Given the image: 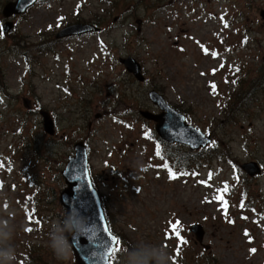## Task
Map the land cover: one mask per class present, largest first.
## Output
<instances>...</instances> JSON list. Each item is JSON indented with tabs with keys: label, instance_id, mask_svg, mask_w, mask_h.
I'll return each instance as SVG.
<instances>
[{
	"label": "rangeland",
	"instance_id": "rangeland-1",
	"mask_svg": "<svg viewBox=\"0 0 264 264\" xmlns=\"http://www.w3.org/2000/svg\"><path fill=\"white\" fill-rule=\"evenodd\" d=\"M12 22L0 37V231L12 238L0 246L15 248L14 264L74 263L73 251L56 257L50 234L68 226L62 171L79 141L120 240L114 264L142 242L165 247L171 264H264V0H45ZM71 23L100 30L57 37ZM129 55L145 81L120 61ZM240 79H253V97L228 106ZM152 89L215 139L204 150L218 152L176 168L177 179L163 165L173 171L175 154L192 149L159 141L141 115L161 111ZM253 161L261 173L242 168ZM225 185L227 215L214 199Z\"/></svg>",
	"mask_w": 264,
	"mask_h": 264
},
{
	"label": "water",
	"instance_id": "water-1",
	"mask_svg": "<svg viewBox=\"0 0 264 264\" xmlns=\"http://www.w3.org/2000/svg\"><path fill=\"white\" fill-rule=\"evenodd\" d=\"M37 0H13L8 2L3 9L6 17L25 13ZM12 21L3 24L0 37L13 28ZM95 24L71 23L62 28L57 37H68L74 35H85L99 31ZM120 61L125 65L127 71L138 81L146 80L143 65L132 55L122 57ZM150 100L161 110L153 113L141 110V115L146 119L156 122V131L165 141L170 143L184 144L192 150L207 147L212 141V135H207L201 128L189 123L186 115L173 107L165 96L156 89L148 93ZM44 116V128L49 134L55 133V121L48 111L42 112ZM75 154L70 155L62 175L67 187L61 193L60 201L69 212L66 215L68 226L86 225L83 234L75 238L69 237L73 243V264H113L108 256L112 247L111 236L114 235L107 223L102 201L98 190L93 184L89 168L88 149L85 141H79L74 147ZM242 168L250 175L262 172L261 165L256 161L242 164ZM197 239L203 241L205 231L201 224L191 226ZM116 236V235H115ZM117 237V236H116Z\"/></svg>",
	"mask_w": 264,
	"mask_h": 264
},
{
	"label": "clouds",
	"instance_id": "clouds-1",
	"mask_svg": "<svg viewBox=\"0 0 264 264\" xmlns=\"http://www.w3.org/2000/svg\"><path fill=\"white\" fill-rule=\"evenodd\" d=\"M68 214L69 212L67 211L65 215ZM0 224H3L4 227L7 226L6 222H0ZM86 225H72L63 228L57 225L52 228L50 247L58 259L69 260L71 258L74 245L70 242L69 237L75 238L77 235L83 234ZM11 238V233L0 231V241ZM123 256V264H171L168 250L162 245L151 243H139L125 250ZM16 259V251L11 244L0 246V264H14Z\"/></svg>",
	"mask_w": 264,
	"mask_h": 264
},
{
	"label": "trees",
	"instance_id": "trees-1",
	"mask_svg": "<svg viewBox=\"0 0 264 264\" xmlns=\"http://www.w3.org/2000/svg\"><path fill=\"white\" fill-rule=\"evenodd\" d=\"M264 68V65H263ZM241 79L238 82V86L233 90V94L230 95L228 98V106L234 101L237 104H239L238 100L242 102L248 101L250 98L253 97V79H251L248 83L246 80L241 81ZM215 141V139H214ZM210 147L208 146V149ZM218 152L217 148L211 149L210 151L206 152L204 149H200V151H194V150H188V151H181L175 154L176 159V166L173 168L174 172L176 171V168L180 169H187L189 167H192L194 169L199 168V166L205 164V160H201V158H208L213 153V156ZM225 155H219V158H224ZM230 160V159H228ZM196 165V167H194ZM95 183V181H94ZM96 186V184H95ZM109 226L112 229V222L109 214H106Z\"/></svg>",
	"mask_w": 264,
	"mask_h": 264
},
{
	"label": "snow or ice",
	"instance_id": "snow-or-ice-1",
	"mask_svg": "<svg viewBox=\"0 0 264 264\" xmlns=\"http://www.w3.org/2000/svg\"><path fill=\"white\" fill-rule=\"evenodd\" d=\"M3 25H0V30H2ZM237 71H239V69H237ZM213 88H215V85L212 86ZM156 154L159 156L160 155V150L159 148H157V152ZM165 168H168V172H169V179H177V173L172 171L171 168L168 167V165H163ZM203 183V181H202ZM2 186V185H0ZM228 191V186L225 185V187L220 191V194L215 196L214 199L218 200L222 203V207L225 210V214L227 215V209H228V202L227 200H225L224 198V193H226ZM242 208L244 207L243 204L240 205ZM31 219V217H30ZM171 229H172V233L174 234V236L178 239L179 243L181 245H186L187 241L183 238V236L181 235V231H180V221H176L175 223H171ZM26 231H31V229H26ZM247 235V233H246ZM111 241H112V247L109 250L108 256L111 259L112 256H114L116 254L117 251L120 250V240L118 237H116L115 235L111 236ZM251 252L255 253L256 249H250ZM180 254V248L177 249V255Z\"/></svg>",
	"mask_w": 264,
	"mask_h": 264
},
{
	"label": "flooded vegetation",
	"instance_id": "flooded-vegetation-1",
	"mask_svg": "<svg viewBox=\"0 0 264 264\" xmlns=\"http://www.w3.org/2000/svg\"><path fill=\"white\" fill-rule=\"evenodd\" d=\"M10 1H13V0H7V3L8 2H10ZM39 1H45V0H37V3L39 2ZM6 2V1H5ZM6 3V4H7ZM5 4V5H6ZM16 16H18V15H13L12 17H13V20L12 21H14L15 20V17ZM8 21V18H6L5 17V15H4V13L2 14V16H0V25H3V24H5L6 22ZM14 24H15V22H13ZM70 37V36H69Z\"/></svg>",
	"mask_w": 264,
	"mask_h": 264
}]
</instances>
